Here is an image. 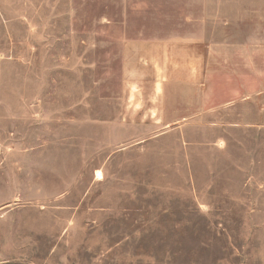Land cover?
I'll return each instance as SVG.
<instances>
[{
    "label": "rangeland",
    "instance_id": "1",
    "mask_svg": "<svg viewBox=\"0 0 264 264\" xmlns=\"http://www.w3.org/2000/svg\"><path fill=\"white\" fill-rule=\"evenodd\" d=\"M225 1L0 0V264H264V43Z\"/></svg>",
    "mask_w": 264,
    "mask_h": 264
},
{
    "label": "crops",
    "instance_id": "2",
    "mask_svg": "<svg viewBox=\"0 0 264 264\" xmlns=\"http://www.w3.org/2000/svg\"><path fill=\"white\" fill-rule=\"evenodd\" d=\"M224 5H225L224 13H223L224 19H222V22L226 21L224 22L227 30L226 37H238L240 35L243 36L244 35L243 33L239 34L233 32V25L235 22L236 23L242 22V24L239 27L241 29H244L247 24L251 25L250 22L254 20L252 18V15L254 14H257V21H258L257 26H258V30L260 31V33L258 34L257 33L249 34L250 37L258 38V39H253L251 41H241L239 43L237 42L235 43V41H230L231 44L227 46L236 47L243 50L245 47H248L247 43H251V42L264 43V0H226ZM215 21L218 22V20ZM216 47H222V46H216Z\"/></svg>",
    "mask_w": 264,
    "mask_h": 264
}]
</instances>
